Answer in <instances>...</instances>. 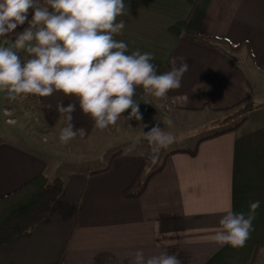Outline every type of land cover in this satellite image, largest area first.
Instances as JSON below:
<instances>
[{
    "label": "crops",
    "instance_id": "1",
    "mask_svg": "<svg viewBox=\"0 0 264 264\" xmlns=\"http://www.w3.org/2000/svg\"><path fill=\"white\" fill-rule=\"evenodd\" d=\"M125 3L128 14L117 19L126 27L115 39L128 44V54L153 53L158 74L170 69L172 58L178 65L180 58L186 60L189 67L181 86L164 98L144 96L137 88L134 99L142 119L121 118L105 130L95 128L72 97L56 93L39 102L29 97L48 143L39 141L33 129L25 138L22 131L5 128L14 126L8 120L17 117L1 107L0 198L38 175L59 177L64 187L31 234H20L0 247V264H130V254L137 250L145 255L177 253L182 264H249L256 245L264 244V121H251L264 101V0ZM185 34L243 43L248 52L233 54L219 43L214 48L196 44ZM61 100L65 107L76 104L72 124L82 129L67 145L58 139L65 121L53 124ZM234 109L245 121L209 137L232 126L218 128L216 121ZM163 113L181 132L194 133L166 150L162 169L150 177L139 198L126 199L123 191L150 154L143 149L126 154L124 149L111 158L136 141L120 146L124 138L118 127L128 122L149 125ZM204 127L210 131L198 133ZM196 145L195 156L180 152ZM64 148L71 158L64 159ZM150 163L146 174L153 172L147 169ZM257 200L260 206L244 247H219L210 240L229 208L247 214L250 202ZM255 264H264V250Z\"/></svg>",
    "mask_w": 264,
    "mask_h": 264
},
{
    "label": "clouds",
    "instance_id": "2",
    "mask_svg": "<svg viewBox=\"0 0 264 264\" xmlns=\"http://www.w3.org/2000/svg\"><path fill=\"white\" fill-rule=\"evenodd\" d=\"M125 14V0H0V38L15 36L10 46L0 45V93L10 102L29 97L39 102L56 93L72 97L81 114L90 117L99 130L121 118L140 121V103L134 99L137 88L144 96L164 98L181 86L189 65L183 58L179 65L172 58L170 69L158 74L151 62L153 53L136 50L128 54V44L115 39L126 27L117 18ZM26 22L28 26L15 33ZM75 110V103L66 107L62 100L57 103L56 111L67 122L59 133L62 145L82 131L72 124ZM171 124L168 119L166 125ZM174 142L175 136L157 123L125 148V153L143 149L155 158ZM259 206L258 200L250 202L247 214L229 208L210 240L219 247H244ZM130 255V264H182L177 253L167 250L153 255L137 250Z\"/></svg>",
    "mask_w": 264,
    "mask_h": 264
},
{
    "label": "trees",
    "instance_id": "3",
    "mask_svg": "<svg viewBox=\"0 0 264 264\" xmlns=\"http://www.w3.org/2000/svg\"><path fill=\"white\" fill-rule=\"evenodd\" d=\"M31 15L29 17V20L31 19ZM27 26L28 25L26 22L25 25L22 27L21 32ZM184 36L187 40L193 43L206 45L213 48L214 46H212V44L214 43L222 44L227 48L228 52L233 54H238L243 50H246L248 52L247 45L243 43L233 45L224 40L212 39L202 34H193V35L185 34ZM13 41L14 39L10 37H7V39L0 38V45L6 46L7 44H11ZM35 109L38 113L42 112L41 106L38 102H35ZM59 120L65 121L64 117L58 113L53 124H56ZM244 121H245V117L243 116L239 119V121H237L231 127L222 130L209 137H213L215 135H219L227 131L235 130ZM66 123L67 122L65 121V124ZM1 142L2 140L0 138V143ZM125 148L113 154L111 158H113V156L123 151ZM180 152L187 153L190 156H195L197 153V145L190 150H181ZM151 159L152 156L150 155V158H148L138 170L131 184L123 191L124 198L126 199L139 198L143 194L150 177L162 169L164 160L163 162H161V165L156 170H154L150 174H146L145 172L146 165L149 163ZM63 187H64V181L59 177L48 179L45 175H38L30 179L28 182H26L16 191L1 197L0 198V247L8 244L16 236L20 234H24V235L31 234L34 228L45 220V218L47 217L50 211L51 206L62 193ZM262 250H264V244L256 245L253 255L249 261V264L256 263L259 253Z\"/></svg>",
    "mask_w": 264,
    "mask_h": 264
},
{
    "label": "rangeland",
    "instance_id": "4",
    "mask_svg": "<svg viewBox=\"0 0 264 264\" xmlns=\"http://www.w3.org/2000/svg\"><path fill=\"white\" fill-rule=\"evenodd\" d=\"M10 45L11 44H7L6 46H10ZM21 56L22 58H24L23 53H21ZM243 68L245 69L244 66ZM263 100H264V97H263ZM31 106H32V103L28 99L24 100L23 102H19V101L10 102L5 98L4 93H0V110H1V107L9 108L10 111L8 112V115L9 116L15 115V117H17L14 120H8V122L13 123L12 125L14 126L7 125L5 128H8V129L12 128V130L15 129L16 131H22L23 136L21 137H25L26 135L25 138H28V134L30 130L33 129L36 132L34 134L38 136L39 141H42V143L43 142L48 143L46 138L41 137L44 128L42 129V126H41L42 122L40 120V116L36 115V112L33 110ZM233 111H236V109L232 110L231 112H228V114L219 115L220 120L218 119L219 121H216L217 124H219L218 128H220L221 126L222 127H226L228 125L231 126L235 124L237 121H239L240 119L239 117L241 115L237 116V114ZM163 114L164 115L158 114V116H156L155 119L149 122V125H147V127H143L139 125V123H136V122H128V123H124V125L119 126L118 131H121L120 134L122 133L121 135H123V138H124L123 141H120V146H122L124 143H129L134 140L142 139L143 133L146 134L151 129V127H153L157 123H159V126L162 129L165 127L166 131L171 132L175 136L174 144L171 145L168 149L178 146V144H180L181 142L185 141V139H187V136L189 134L194 133V131L181 132L178 129L180 126H176L173 124H171V126H167L166 121L169 119V117L166 113H163ZM254 117H257V118L253 119ZM8 118H11V117H8ZM251 118H252L251 121H256V122L264 121V101L262 102V105L259 108H257V110L253 112V114H251ZM1 121L3 122V116L1 118V111H0V135H2V132H4L3 131L4 128L3 126H1ZM205 128L206 127L200 128L198 133H203V131L207 133L210 131V128H206V129ZM165 152L166 150L157 154L155 158L152 157V159L149 161L151 163L149 164L147 168L150 172L154 171L159 166L161 160L163 159ZM62 155H64V159H68L72 157L69 154V151L68 150L66 151L65 148H64V152L62 151Z\"/></svg>",
    "mask_w": 264,
    "mask_h": 264
}]
</instances>
